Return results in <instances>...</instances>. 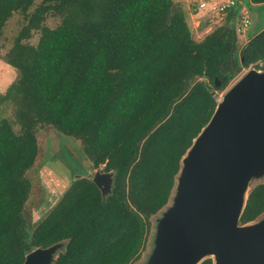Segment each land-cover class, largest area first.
Instances as JSON below:
<instances>
[{
    "label": "trees",
    "instance_id": "1",
    "mask_svg": "<svg viewBox=\"0 0 264 264\" xmlns=\"http://www.w3.org/2000/svg\"><path fill=\"white\" fill-rule=\"evenodd\" d=\"M34 1L0 0V30L15 10L27 19L7 52L17 78L0 95L19 124L15 132L0 118V264H22L32 249L61 241L50 264H131L215 109L213 90L243 68L264 70V27L236 45L240 8L264 0H237L198 41L174 0ZM49 9L62 16L55 27L39 25ZM33 27L38 42L22 43ZM44 124L80 140L91 166L111 172V186L103 196L91 178L75 177L31 226L25 172ZM263 211L264 179L248 191L239 223Z\"/></svg>",
    "mask_w": 264,
    "mask_h": 264
},
{
    "label": "water",
    "instance_id": "2",
    "mask_svg": "<svg viewBox=\"0 0 264 264\" xmlns=\"http://www.w3.org/2000/svg\"><path fill=\"white\" fill-rule=\"evenodd\" d=\"M111 172L92 180L108 188ZM264 174V70L250 68L223 94L181 158L173 203L158 219L144 264H264V218L240 224L249 180ZM60 242L22 264H50Z\"/></svg>",
    "mask_w": 264,
    "mask_h": 264
},
{
    "label": "rangeland",
    "instance_id": "3",
    "mask_svg": "<svg viewBox=\"0 0 264 264\" xmlns=\"http://www.w3.org/2000/svg\"><path fill=\"white\" fill-rule=\"evenodd\" d=\"M40 2L41 0H35L33 7ZM248 13L250 17L249 27L245 31L236 30V45L238 48L246 42L251 34L250 31H259L264 27V2L254 5L251 10L248 9ZM61 17V14L56 10L49 9L39 18V25L55 27L60 23ZM186 20L193 39L198 41L213 27L222 24L224 18L220 19L217 16H213L212 19H210V15L203 13L197 17L194 15H186ZM26 23L27 19L19 11L15 10L7 18L5 24L0 30V95L3 94L8 85L17 78V70L8 63L7 52L12 47L15 37L18 36L22 27ZM39 35L40 30L38 27L30 28L22 35L21 42L35 45L38 42ZM250 68L253 67L241 69L222 90H213L212 94L217 103L221 101L223 94L227 89ZM0 118H6L10 122L12 129L15 132L19 131V124L14 120V106L9 100L0 102ZM35 136L38 149L33 165L25 172L26 177L30 181V191L23 208V213L31 226H34L55 204L72 179L78 176H86L92 179L95 172L104 173V171L101 170V167L95 168L91 166V162L83 153L80 140L64 135L51 125L47 124L38 125L35 128ZM111 176L112 174L110 173V183L108 188L103 189L105 187L103 184L99 187L103 196L109 192ZM177 176L178 175L175 177L174 186L167 203L155 214L149 217V228L146 235L144 249L140 258L133 261L131 264H144L146 262L153 248V240L154 235L156 236L155 231L158 219L163 216V213L173 203ZM263 179L264 174L259 177L253 176L248 182L246 193L248 194L250 188L256 183L263 181ZM263 218L264 211L250 223H257ZM64 245L65 241H61L53 258L56 257L58 252L64 249ZM203 257L211 258L213 264V255L207 254Z\"/></svg>",
    "mask_w": 264,
    "mask_h": 264
},
{
    "label": "built area",
    "instance_id": "4",
    "mask_svg": "<svg viewBox=\"0 0 264 264\" xmlns=\"http://www.w3.org/2000/svg\"><path fill=\"white\" fill-rule=\"evenodd\" d=\"M237 0H200L197 3L199 10H204L205 13L210 15V19L213 16H217L223 19L228 10L235 5ZM250 24V17L246 7L243 5L239 10V19L237 23L238 31H245Z\"/></svg>",
    "mask_w": 264,
    "mask_h": 264
},
{
    "label": "crops",
    "instance_id": "5",
    "mask_svg": "<svg viewBox=\"0 0 264 264\" xmlns=\"http://www.w3.org/2000/svg\"><path fill=\"white\" fill-rule=\"evenodd\" d=\"M174 1L178 2L177 4L184 10L186 15H189V16L194 15L195 17H197L205 13L204 10L201 11L197 8V3L200 0H174ZM240 1L242 3H245L244 2L245 0H240ZM257 4H261V3H256V4L252 3V6L257 5ZM257 32L258 30L250 31L251 33L250 35H253Z\"/></svg>",
    "mask_w": 264,
    "mask_h": 264
}]
</instances>
